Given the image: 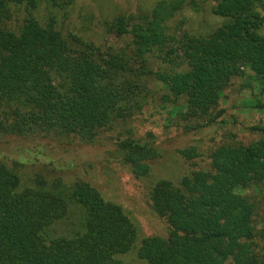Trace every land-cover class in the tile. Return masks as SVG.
Segmentation results:
<instances>
[{"label": "trees", "instance_id": "1", "mask_svg": "<svg viewBox=\"0 0 264 264\" xmlns=\"http://www.w3.org/2000/svg\"><path fill=\"white\" fill-rule=\"evenodd\" d=\"M184 2L107 21L109 35H131L119 51L62 33L55 12L76 0H0V145L7 138L48 140L0 159V264H124L119 257L136 245V225L89 182H64L73 163L62 150L112 145L120 162L145 177L162 157L151 124L165 105L174 114L166 128L185 140L175 151L187 162L205 159L209 169L151 189V207L169 234L143 239L139 257L149 264H264L256 201L235 192L264 181V127L250 128L261 137L248 145L200 137L226 125L223 96L245 70L264 86V0H215L213 11L225 22L204 36L173 32L169 21ZM43 6L45 20L37 16ZM155 83L167 91L160 103ZM108 131L114 135L102 138ZM30 165L39 171L21 190L18 170ZM72 204L83 210L82 230L50 237Z\"/></svg>", "mask_w": 264, "mask_h": 264}, {"label": "rangeland", "instance_id": "2", "mask_svg": "<svg viewBox=\"0 0 264 264\" xmlns=\"http://www.w3.org/2000/svg\"><path fill=\"white\" fill-rule=\"evenodd\" d=\"M177 1L76 0L71 9L58 11L55 14L58 27L63 34L74 33L96 47L102 49L111 47L120 51L125 50L132 41L131 35L128 34L121 38L109 35L105 29L107 21L121 15H152L155 10L164 11L166 7ZM184 1L187 6L182 10H178L169 21L173 32L204 36L214 32L224 24L225 19L216 15L213 11L216 4L215 0H197L199 7H193L192 3L189 4V0ZM48 11L46 6H43L37 16L41 20H45V17L49 15ZM158 65L156 63L151 64L154 69H157ZM153 90L154 100L160 103L162 94L167 91L161 84H156ZM223 98L222 104L226 112L222 118L226 120V125L216 132H207V130L200 137H204L205 141L216 138V142L219 144L239 143L248 145L259 140L261 137L260 132L250 131V128L264 127V108H256L258 103L264 105V86L261 82L257 81L254 74L247 69L241 77L233 80ZM165 106L166 110L160 111V118L153 119L154 123L151 124L152 128L157 131L162 157L145 177L137 178L130 166L120 162L113 154L114 148L112 145H107V147L77 145L67 148L66 151L62 150L66 152V159L73 163L72 169L63 173L64 182L68 185L78 180L89 182L98 189L106 201L121 206L125 214L136 225L138 230L136 245L130 252L119 257L124 264H149L139 257L138 251L141 241L151 237L166 238L169 234L168 223L159 217L151 207L149 196L151 189L162 180L178 184L196 168L209 169L208 162L205 159L187 162L175 151V148L182 146L185 140H182L179 129L174 126L166 128L167 125H171L174 114H170L169 105ZM137 124L141 125L142 122H137ZM102 135V138H104L110 137L114 133L108 131ZM50 137L56 139V141L66 143L60 138ZM37 138L36 140L7 138L0 145V159L3 161L4 159L12 160L20 153L22 146H31L37 142L47 144L48 140L43 139L41 136ZM49 140L51 139L49 138ZM69 141L72 143L78 142L72 138ZM208 153L205 152L206 155ZM52 155L57 156L58 153L54 152ZM9 166L12 167L11 164ZM86 167L89 168V172L85 171ZM38 168L30 165L18 170L21 177V190L33 186L34 175L39 171ZM235 192L242 196H253L256 201L257 226L261 231L259 241H257V253L261 261L264 262V181L259 186L250 189L238 187ZM84 217L81 207L72 204L69 215L51 226L50 237L72 236L76 231L82 230ZM232 262V258H228L226 264H232Z\"/></svg>", "mask_w": 264, "mask_h": 264}]
</instances>
